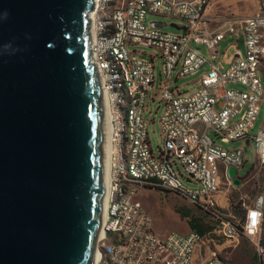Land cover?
Returning <instances> with one entry per match:
<instances>
[{"label":"built area","instance_id":"built-area-1","mask_svg":"<svg viewBox=\"0 0 264 264\" xmlns=\"http://www.w3.org/2000/svg\"><path fill=\"white\" fill-rule=\"evenodd\" d=\"M208 2L93 0L88 13L89 61L98 75L108 123L96 264H228L209 234L156 233L136 198L139 188L148 187L181 197L218 217L228 206V192L239 188L233 186L226 171L242 167L246 145L253 148L256 164L264 167V126L250 135L264 103V3L250 17L230 15L210 29L204 16ZM148 16L179 21L183 26L176 28L182 32H165L158 21L147 24ZM228 35L237 39L242 35L243 50L237 40L230 43L222 54L224 67L218 53ZM201 46L207 56L200 52ZM157 61L162 80L156 85ZM198 72L193 92H183L182 86L175 84ZM149 102H157L156 111L161 109L158 125L162 145L157 151L148 135L149 126L154 124ZM238 141L242 147H223ZM181 178L192 188H186ZM244 178L240 177L242 184ZM244 210L238 223L221 220L216 234L230 243L248 238L256 248L259 264H264V196Z\"/></svg>","mask_w":264,"mask_h":264},{"label":"water","instance_id":"water-1","mask_svg":"<svg viewBox=\"0 0 264 264\" xmlns=\"http://www.w3.org/2000/svg\"><path fill=\"white\" fill-rule=\"evenodd\" d=\"M92 4L0 0V264H94L106 112ZM226 175L241 186L235 167Z\"/></svg>","mask_w":264,"mask_h":264},{"label":"rangeland","instance_id":"rangeland-1","mask_svg":"<svg viewBox=\"0 0 264 264\" xmlns=\"http://www.w3.org/2000/svg\"><path fill=\"white\" fill-rule=\"evenodd\" d=\"M250 1L253 4H258V0ZM151 21L163 23L162 30L165 32H182V30L171 26L172 24L175 26H183V24L179 21L165 17L148 16L146 18V23L149 24ZM232 41L233 38L230 37L229 39L223 40L219 46L218 61H222L224 67H226V64L223 61L222 54ZM239 49L241 51L243 50V40L240 42ZM138 50L145 53L152 52L146 48H138ZM199 50L204 56H207V51L203 46L199 47ZM230 53L231 52L228 51L227 55H230ZM141 56L143 58H149L147 54H142ZM159 70L160 62L157 61L156 85L160 80H162V77L159 75ZM261 71L264 75V64ZM200 72L195 75L179 79L175 82V84L182 86L183 92H193L196 89L195 81L198 79ZM172 78V81H174V76ZM148 107L152 110L150 118L154 119V124L150 125L148 129L150 145L154 151H157V148L162 145L158 125V118L161 115V109L156 111L157 102H149ZM263 126L264 103L261 105L259 115L252 130L250 131V135H254ZM209 135L214 137L211 132ZM217 142H219V140H217ZM223 147L236 149L242 147V143L240 141L230 142L228 144H224ZM182 174L186 177L183 172ZM237 174L239 177L245 176L244 183L239 188L232 189L228 192V206L225 210H221L219 212L220 215H218V217H214L203 212L200 208L191 205L187 200L181 197L168 194L166 192H160L156 189L148 187L139 188L136 198L141 202L142 207L150 217L152 228L156 233L167 234L169 232H178L185 235L192 231L189 228V222L195 221L197 225L206 231L205 234L210 235L214 241L216 251L227 261L228 264H259V257L256 248L248 238L241 237L238 243H230L221 235L216 234V228L221 220L227 219L230 222L238 223L240 219H242L244 207L251 205L260 195L264 196V167H260L256 164L255 153L250 144L246 145V154L243 160V165L238 169ZM181 180L186 188H192V185L185 179L181 178ZM261 244L264 248V218L262 223Z\"/></svg>","mask_w":264,"mask_h":264},{"label":"crops","instance_id":"crops-1","mask_svg":"<svg viewBox=\"0 0 264 264\" xmlns=\"http://www.w3.org/2000/svg\"><path fill=\"white\" fill-rule=\"evenodd\" d=\"M263 3L264 0H258V4H253L250 0H209L204 16L208 21L209 28L215 29L222 22L227 20L230 15H233L235 18H247L252 16L259 10L260 5ZM230 37L233 38L232 42L237 40L239 48L242 35H240L238 39L234 35H228L225 40Z\"/></svg>","mask_w":264,"mask_h":264},{"label":"trees","instance_id":"trees-1","mask_svg":"<svg viewBox=\"0 0 264 264\" xmlns=\"http://www.w3.org/2000/svg\"><path fill=\"white\" fill-rule=\"evenodd\" d=\"M189 228H190L192 231H194V232H196V233H198V234H200V235H204L205 232H206L202 227H200L199 225H197V224L195 223V221H190V222H189Z\"/></svg>","mask_w":264,"mask_h":264},{"label":"bare ground","instance_id":"bare-ground-1","mask_svg":"<svg viewBox=\"0 0 264 264\" xmlns=\"http://www.w3.org/2000/svg\"><path fill=\"white\" fill-rule=\"evenodd\" d=\"M104 125H105V154H106V148H107V135H108V129H107V126H108V123H107V120H106V116H105V123H104ZM104 169H105V173H107V163H106V160H105V167H104ZM106 176V175H105ZM101 218H103V212H102V216H101ZM100 236V235H99ZM96 261H97V259H96V256H95V259H94V264H96Z\"/></svg>","mask_w":264,"mask_h":264}]
</instances>
